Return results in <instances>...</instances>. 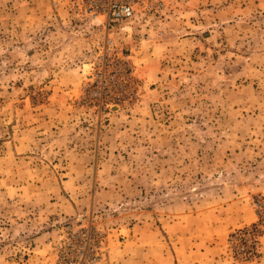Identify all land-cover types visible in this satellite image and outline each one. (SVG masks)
Instances as JSON below:
<instances>
[{
  "label": "rangeland",
  "instance_id": "1",
  "mask_svg": "<svg viewBox=\"0 0 264 264\" xmlns=\"http://www.w3.org/2000/svg\"><path fill=\"white\" fill-rule=\"evenodd\" d=\"M66 1L0 0V264H64L88 226L97 264H264V225L235 248L264 199V0L109 31Z\"/></svg>",
  "mask_w": 264,
  "mask_h": 264
},
{
  "label": "built area",
  "instance_id": "2",
  "mask_svg": "<svg viewBox=\"0 0 264 264\" xmlns=\"http://www.w3.org/2000/svg\"><path fill=\"white\" fill-rule=\"evenodd\" d=\"M166 0H67L65 8L83 25H94L109 31L115 26L141 20L151 14L154 18L166 7ZM147 24V23H145ZM107 40L108 37H107ZM256 224L237 231L235 248L240 253L253 254L259 227L264 225V199L254 201ZM103 234L91 226L68 233L63 242L60 260L64 264H97L104 252Z\"/></svg>",
  "mask_w": 264,
  "mask_h": 264
},
{
  "label": "crops",
  "instance_id": "3",
  "mask_svg": "<svg viewBox=\"0 0 264 264\" xmlns=\"http://www.w3.org/2000/svg\"><path fill=\"white\" fill-rule=\"evenodd\" d=\"M251 217V214H250V216H249V218ZM243 223H245V221L244 222H242V223H240L239 225H243ZM164 255H165V253H163Z\"/></svg>",
  "mask_w": 264,
  "mask_h": 264
}]
</instances>
